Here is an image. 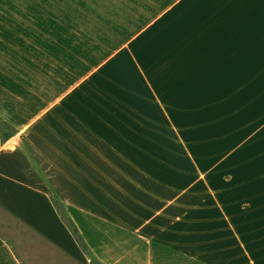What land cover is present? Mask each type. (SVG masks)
Listing matches in <instances>:
<instances>
[{
	"label": "crops",
	"instance_id": "0c3cea01",
	"mask_svg": "<svg viewBox=\"0 0 264 264\" xmlns=\"http://www.w3.org/2000/svg\"><path fill=\"white\" fill-rule=\"evenodd\" d=\"M258 39L264 0H0V203L63 264L89 256L54 197L102 264H221L242 225L195 119ZM0 264H27L1 231Z\"/></svg>",
	"mask_w": 264,
	"mask_h": 264
},
{
	"label": "rangeland",
	"instance_id": "374dc122",
	"mask_svg": "<svg viewBox=\"0 0 264 264\" xmlns=\"http://www.w3.org/2000/svg\"><path fill=\"white\" fill-rule=\"evenodd\" d=\"M248 44L264 49V39ZM255 56L257 67L243 70L240 80L236 71V75L220 85L223 91L210 92L209 99L203 104L204 110H201L208 117L195 119V150L204 154V161L210 162V166L203 168L209 175L211 187L219 192L220 200L229 205V210L242 225L240 246L237 236L234 238L232 232L226 230L224 245L227 250L220 254L221 264H264V53ZM242 57L248 61L249 55ZM209 89L216 91L218 87ZM13 130L0 118L2 134L7 135ZM59 211L62 214V205ZM0 231L15 245L23 262L37 264L38 259L34 260V257L37 253L41 259L43 252L50 264L53 260L63 264L45 238L2 203ZM31 243L36 253L30 252ZM86 252L89 262L82 264H102ZM65 264L74 263L65 261Z\"/></svg>",
	"mask_w": 264,
	"mask_h": 264
},
{
	"label": "trees",
	"instance_id": "16d2710c",
	"mask_svg": "<svg viewBox=\"0 0 264 264\" xmlns=\"http://www.w3.org/2000/svg\"><path fill=\"white\" fill-rule=\"evenodd\" d=\"M53 200H54L56 206L60 209V205H61L60 203H61V202H60L59 198L54 197ZM61 213H62V215H63V217H64L66 223L68 224V226L71 228V230H72L73 233L75 234L77 240H78L79 243L82 245L83 249L86 250V251H89V247H88V245L85 243V241H84L82 235L80 234L79 229L77 228L76 224H75V223L73 222V220L68 216V214L65 213L64 210L61 211Z\"/></svg>",
	"mask_w": 264,
	"mask_h": 264
}]
</instances>
